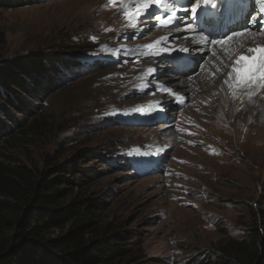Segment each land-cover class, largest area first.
I'll return each instance as SVG.
<instances>
[{"label": "rangeland", "instance_id": "1", "mask_svg": "<svg viewBox=\"0 0 264 264\" xmlns=\"http://www.w3.org/2000/svg\"><path fill=\"white\" fill-rule=\"evenodd\" d=\"M88 1L0 0V64L42 56L48 68L19 89L17 106L0 113V160L11 158L34 173L52 158L72 163L66 186L92 206L96 229L132 232L142 264H238V256L259 251L261 123L243 139L251 110L241 106V122L231 115L235 108L226 122L216 120L213 95L221 92L214 86L223 73L217 61L216 70L209 65L211 51L193 61L186 54V66L176 60L178 50L163 60L130 53L146 48L148 33L126 29L132 26L114 0L102 1L107 12L77 20L78 6ZM150 64L156 69L149 75ZM182 69L191 73L185 87L192 94L175 89L182 92L179 103L175 91L164 89L175 87ZM203 71L212 79L206 89L194 82ZM166 95L169 101L157 106ZM71 223L47 235L61 236Z\"/></svg>", "mask_w": 264, "mask_h": 264}, {"label": "trees", "instance_id": "2", "mask_svg": "<svg viewBox=\"0 0 264 264\" xmlns=\"http://www.w3.org/2000/svg\"><path fill=\"white\" fill-rule=\"evenodd\" d=\"M43 60L36 56L0 64L1 114L17 106L19 89H27V81L47 73ZM69 167L74 165L52 158L34 173L11 158L0 160V264H142L131 231L96 229L92 206L84 205L81 194L66 186ZM69 223L63 235H47L48 229ZM243 250L240 246L236 252ZM236 262L264 264V239L259 251L240 255Z\"/></svg>", "mask_w": 264, "mask_h": 264}, {"label": "bare ground", "instance_id": "3", "mask_svg": "<svg viewBox=\"0 0 264 264\" xmlns=\"http://www.w3.org/2000/svg\"><path fill=\"white\" fill-rule=\"evenodd\" d=\"M102 1L103 0H89L88 2H85L83 5L80 4L78 6L79 12H78L76 19L80 20V19H82V17H87L90 14L95 15L96 11L100 12V13L103 11H106V6L105 5L102 6ZM115 1L121 2V0H114V2H113L114 5H117V4H115ZM192 1L193 0H175L174 4L172 6L175 8H184V7L190 8L191 4H194L197 2V0H195L194 3H191ZM199 2H200L202 7L197 9L198 18L196 20L192 19L190 11L187 13H185V12L178 13V15L186 18V22H191L193 24L195 32H192V31L185 32V31H182V28H175V27H171V26H169L167 28L158 27V26H155L154 24H149L148 26H144L146 24V21L143 17L136 21V25H137L136 27L126 28V29L134 30L136 28H140V30H143L145 34L148 33L149 38H148L147 42H149V43L155 41L156 39H158L160 37L167 36L168 40L163 46L171 47V48H173V50L172 51H160V52H158V54H155L157 59L161 58L163 56V54H166L168 56L170 53L175 52V50L179 51V48L188 47L190 49L189 52L185 53V52L180 51L181 55L178 54V57L176 58V60H181V62H179V63L183 64L184 66H186V63H188L187 58H185L186 54H190V57H191L190 59H191V61H193V60H196L199 57L203 56V54L205 52L211 51L212 52L210 55L211 64H209V65H211V67L216 70V68H215L216 66L215 67L212 66V60L217 61V64H219V67L222 68V73H223L222 75H220V79H219L220 81L217 80V82L214 86V88H218L217 90H219V92H221V95H218L219 93L216 96L213 95V97H215L214 99H216L218 101L216 107L219 108L217 111L218 115L216 116V120L218 119V117H220L221 120L218 119L217 121H219V122L225 121L226 122V120L230 119V116H229L230 110H232V108H235V112L231 115L235 114V117H237L238 121L241 122L244 118V116H243L244 114L242 112V107H241V106H243V108L244 107L248 108L252 112L251 121L248 123L245 122L244 127H241L242 128L241 130L244 133V134H242L243 139H246V138L252 136V134L254 132H256L254 130V126L258 125L259 123H261V125L259 127V129H260L259 134L264 137V87H261L258 91L251 93L249 96V94H246L244 91L238 90L234 81L231 82V87H229V85H226L224 83V80L226 78V74L229 71H231L230 64L235 59L236 55L246 54L243 52V49H246L247 47H253V46H255V44H252L250 42L244 43V38H236V42H230L229 45H227L228 49L226 52L225 47H221L220 45H212L210 43L207 45H196V44L190 43L188 39L184 38V37H195V39L199 40L200 35H208L209 40H225V39H227V35H231L234 32H240V31L248 30L249 39H255L257 44L264 43V12H261V8L264 7V0H212V2L215 3V5H216L215 7H212L211 3L210 4H204V0H199ZM252 9H253V12H252L253 14H250ZM152 11L153 12L156 11L155 7L152 8ZM165 11H167V9L162 7L161 12H165ZM204 15H206V18L210 22L211 27L208 28L207 31L201 32L200 31L201 24H200L199 17L204 16ZM112 18H115V16ZM248 18L251 19L250 23H252V24H251V26H248V24H249L248 23L247 27H246L245 24H246V20ZM119 19L121 20V18H119ZM105 21L106 22H105L104 27L108 26L110 24V21H107V20H105ZM253 21H256V22L253 23ZM114 22H115V20H114ZM137 30H139V29H137ZM152 31L153 32L155 31V32L152 33ZM209 33H211V35H209ZM225 33L227 35H225ZM140 49L141 48L138 49V47H137L134 50H130V53H134L137 55L142 54L143 56L146 52L149 53V50L146 48H144L143 50H140ZM227 53H228V58H226ZM173 58H174V55L172 56V59ZM160 60H163V58H161ZM209 61H210V59H209ZM227 62H229V63L227 64ZM161 64H162V61L160 62L159 66ZM225 64H227V66ZM225 66H226V68H225ZM207 67H205V69ZM149 68L156 69V67L151 66V64H150ZM209 69H211V68H209ZM217 70H218V67H217ZM178 73H179V74H177L178 80L175 83L176 88L171 87L170 88L171 91H167V94L175 91L177 93L176 96H179V94L182 93V92L176 91L175 89H180L181 91H185L187 93L192 94V89L185 87L186 83L188 82L187 79L189 78V81L192 79V77L190 79L191 73L186 72V70H184V69H182L181 72H178ZM205 73H204V71L201 72V74H199V77H197V79H194V82L197 81L198 84L197 83L196 84L198 86H200L202 89H206V88L211 87L212 79L210 81H206V79H208L209 75H211V74L209 72H207V75H206ZM200 78H202L203 80H199ZM194 82L191 84H194ZM260 93H263V97H260V95H259ZM171 97L175 98V96H171ZM211 97H212V95H211ZM181 98H183V96H181ZM168 99H169V96H167V95L164 96V98H162L160 100V102L158 101L159 103L157 106L162 107L161 103L164 102L162 100L169 101ZM201 100L204 101V100H206V98H203ZM259 104H260V106H259ZM209 106L214 107L215 104H211ZM213 111H214V109H213ZM210 122L216 123L213 120H211ZM256 122H259V123H256ZM236 125H237V120H236ZM231 127H232V125H231Z\"/></svg>", "mask_w": 264, "mask_h": 264}, {"label": "snow or ice", "instance_id": "4", "mask_svg": "<svg viewBox=\"0 0 264 264\" xmlns=\"http://www.w3.org/2000/svg\"><path fill=\"white\" fill-rule=\"evenodd\" d=\"M175 0H121L120 10L127 18L129 25L136 27V21L140 18H144L146 24H154L158 27H175L182 28V31L195 32L193 24L186 22V18L178 15L180 12H189L193 20L198 18L197 9L202 7L199 0L196 3L191 4V7L175 8L172 5ZM215 7V3L212 0H204V4H210ZM155 7L156 11L153 12L152 8ZM167 9L165 12H161V8ZM261 12H264V7L261 8ZM200 31H207L211 27L210 22L207 20L206 15L200 16ZM256 21H253L255 23ZM199 35V34H198ZM211 35V33H209ZM225 35H227L225 33ZM188 39L190 43L196 45H220L221 47L229 45L230 42H236V38H244V43L255 44L253 47H247L243 49L246 54H238L230 64L231 71L226 74L224 83L231 87V82L234 81L238 90L244 91L246 94H250L258 91L261 87H264V43L257 44L255 39H249L248 30L234 32L231 35H227L225 40H209L208 35H200L199 40L195 37H184ZM95 40V37H92ZM168 40V37H160L155 41L145 45L149 50V54L155 55L160 51H172L173 48L163 46ZM202 50V49H201ZM179 51L189 52L188 47L179 48ZM154 69L149 68L147 74H151ZM147 85H145L146 87ZM165 91H171L164 89ZM175 95V94H174ZM175 99L179 103H183V99L180 96H175Z\"/></svg>", "mask_w": 264, "mask_h": 264}]
</instances>
